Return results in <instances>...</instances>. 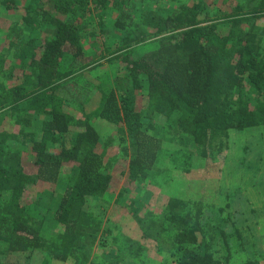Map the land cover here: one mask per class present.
Wrapping results in <instances>:
<instances>
[{
    "label": "trees",
    "instance_id": "16d2710c",
    "mask_svg": "<svg viewBox=\"0 0 264 264\" xmlns=\"http://www.w3.org/2000/svg\"><path fill=\"white\" fill-rule=\"evenodd\" d=\"M233 1L231 10L223 11L218 0L214 17L201 20L207 0L174 8L170 3L165 10H137L135 0H27L21 23L7 27L0 47V127L6 116L16 125L12 132L0 130V264H6L5 254L33 249L48 259L85 258L99 232L85 199L106 193L119 164L118 175L135 186L154 176L161 149L154 117H162L175 135L199 149L207 133L264 125V27L257 21L264 17V0ZM104 9L117 10L110 25L118 31L117 58L126 68L125 82L102 92L95 109L116 128L103 145L118 141L106 160L89 114L80 107L74 116L67 111L68 101L74 107L81 102L61 79L70 72L61 66L66 56L69 68L79 64L81 30L89 20L92 34L103 30ZM142 94L143 109L137 105ZM35 119L38 137L25 131ZM9 138L20 140L24 149H8ZM64 166L69 173L61 180ZM59 183L50 221L61 228L47 239L41 222H31L27 213L37 194H49ZM187 203L167 202L171 263L228 264L227 256L218 260L213 255L214 236L206 237L201 207L193 212ZM88 264L104 263L94 259Z\"/></svg>",
    "mask_w": 264,
    "mask_h": 264
},
{
    "label": "rangeland",
    "instance_id": "374dc122",
    "mask_svg": "<svg viewBox=\"0 0 264 264\" xmlns=\"http://www.w3.org/2000/svg\"><path fill=\"white\" fill-rule=\"evenodd\" d=\"M221 1L218 7L230 11L233 6L230 3L234 1ZM238 1L242 4L246 0ZM4 2L11 7L6 9L0 0V47L7 27L21 23L20 16L27 0ZM182 2L190 3L191 0H135L134 7L165 10L170 3L174 8ZM207 2L206 16L201 14V20L212 18L216 13L218 0ZM129 4L126 1L124 5L129 8ZM116 13L115 9L105 10L103 30L95 29L96 35L92 34L94 29L89 20V27L81 30L84 53L78 59L79 64L69 68L70 57L66 56L61 65L64 71H70L61 78L63 83L71 90L74 100L81 102L74 107L71 103L74 101H68L67 111L74 116L80 107L89 114L103 142L99 150L104 149L105 160L116 152L117 139L103 148L104 142L116 135V128L97 116L95 109L102 92L117 90L120 80L125 82L126 79L125 63L117 58L120 48L115 45L114 33L118 31L110 25ZM257 21L264 27V17ZM138 51L142 54L145 50ZM137 99V105L143 109L144 95ZM153 120L161 138L154 176L135 186L136 183H131L127 177L118 175L122 169L119 164L118 170L112 169L113 177L106 193L85 199L86 212L99 227L97 239L85 258L77 254L64 261L48 259L42 251L33 249L10 252L2 256V261L6 264H88L95 259L104 264H172L168 258L170 241L165 240L173 235V230L166 229L170 224L165 213L168 199L177 198L188 202L187 207L193 212L201 207L200 223L207 238L211 234L214 236L211 250L216 259L227 256L228 264H264V125L207 133L199 149L175 135L178 133L162 117L156 116ZM12 121V117L6 116L0 130L14 131L16 125ZM39 127L35 119L25 131L38 137ZM6 142L8 149H24L20 140L9 138ZM68 173L69 168L62 167L61 180ZM60 189L61 183L49 194H37L27 213L31 222H41L42 236L47 239L61 228L50 221Z\"/></svg>",
    "mask_w": 264,
    "mask_h": 264
}]
</instances>
